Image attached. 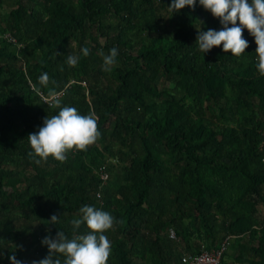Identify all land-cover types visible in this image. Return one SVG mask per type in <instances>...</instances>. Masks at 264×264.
I'll list each match as a JSON object with an SVG mask.
<instances>
[{
  "label": "trees",
  "instance_id": "obj_1",
  "mask_svg": "<svg viewBox=\"0 0 264 264\" xmlns=\"http://www.w3.org/2000/svg\"><path fill=\"white\" fill-rule=\"evenodd\" d=\"M170 4L0 0V264L44 258L42 239L59 230L87 233L71 224L85 205L115 218L107 264H182L225 239L219 264H264L257 45L245 28L241 56L222 46L202 53L198 31L220 30L219 19L199 0L178 12ZM113 47L116 63L104 71L99 53ZM68 55L79 57L75 67ZM50 91L62 106L94 111L100 136L63 162L37 163L27 136L58 113Z\"/></svg>",
  "mask_w": 264,
  "mask_h": 264
},
{
  "label": "clouds",
  "instance_id": "obj_2",
  "mask_svg": "<svg viewBox=\"0 0 264 264\" xmlns=\"http://www.w3.org/2000/svg\"><path fill=\"white\" fill-rule=\"evenodd\" d=\"M196 4L197 0H171L169 11L178 12L185 6L195 8ZM199 5L210 11L222 25L220 30L209 28L207 31H198L196 42L199 50L207 53L213 47L222 46L224 52L241 56L249 46L248 40L243 37V30L246 28L257 45L256 68L264 76V0H199ZM81 53L86 57L90 54V49L84 47ZM99 54L103 58L104 71H111L116 63L118 49L113 47L108 54L102 51ZM78 62L79 57L76 55H68L65 61L69 67H75ZM38 80L41 85L47 86L48 73H42ZM49 96L51 106L59 109L58 113L51 117L46 116L42 126L27 136L31 146L28 155L39 157L37 163L40 160L46 161L49 156L63 162L69 150L75 148L85 151L100 136L98 116L94 111L82 115L74 107L62 106L54 91H50ZM79 212L80 218L71 220L73 228L78 229L84 224L89 231L72 238L60 230L55 237L45 236L41 243L47 246L48 254L42 259L33 260L31 264H62L60 256L64 257L63 264H107L112 249L111 241L104 233L113 227L115 218L109 212L89 205L82 206ZM58 218L53 214L50 224H56ZM174 237L175 234L171 236ZM9 259L11 264H24L15 255Z\"/></svg>",
  "mask_w": 264,
  "mask_h": 264
},
{
  "label": "built area",
  "instance_id": "obj_3",
  "mask_svg": "<svg viewBox=\"0 0 264 264\" xmlns=\"http://www.w3.org/2000/svg\"><path fill=\"white\" fill-rule=\"evenodd\" d=\"M12 41L14 39L10 38ZM171 236H174V233L171 231ZM229 244L228 239H225L221 244L212 248L211 250L201 249L197 254H187L183 256V264H219L222 254Z\"/></svg>",
  "mask_w": 264,
  "mask_h": 264
}]
</instances>
